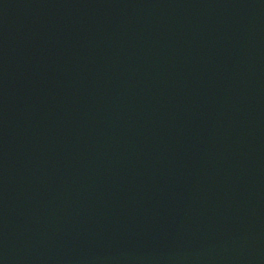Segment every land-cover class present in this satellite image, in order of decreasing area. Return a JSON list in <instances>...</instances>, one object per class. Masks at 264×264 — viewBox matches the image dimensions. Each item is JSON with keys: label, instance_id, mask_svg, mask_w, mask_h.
I'll list each match as a JSON object with an SVG mask.
<instances>
[{"label": "water", "instance_id": "obj_1", "mask_svg": "<svg viewBox=\"0 0 264 264\" xmlns=\"http://www.w3.org/2000/svg\"><path fill=\"white\" fill-rule=\"evenodd\" d=\"M0 264H264V0H0Z\"/></svg>", "mask_w": 264, "mask_h": 264}]
</instances>
